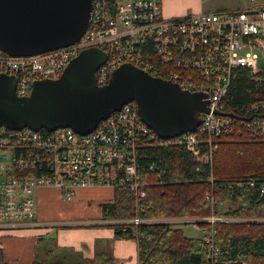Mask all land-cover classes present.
<instances>
[{"label":"built area","instance_id":"2783aa9c","mask_svg":"<svg viewBox=\"0 0 264 264\" xmlns=\"http://www.w3.org/2000/svg\"><path fill=\"white\" fill-rule=\"evenodd\" d=\"M249 1L243 8L176 16L163 13L162 0H92L88 25L73 43L28 55L0 50V74L15 77L18 96L28 95L34 80L57 78L81 49L96 46L106 53L95 71L99 85L108 81L112 69L128 62L182 89L202 92L208 105L207 112L199 113L193 131L168 138L159 137L143 122L135 101L124 103L87 133L71 127L34 130L0 126V224H33L37 216L34 195L40 187L57 189L67 201L81 188H126L134 201V214L103 219L107 222L172 224L187 220L139 214L146 209V190L138 175V150L147 145L183 146L201 150V159L211 165L218 137L234 130V120L264 143V100L244 108V114L236 111L242 116L235 119L224 104L236 68L247 67L251 73L264 69L255 66L256 49L264 57V0ZM242 183L238 181V185ZM247 183L253 187L255 180ZM259 190L264 193L263 183ZM205 197L212 204L224 203L208 194ZM222 219L237 218L211 214L191 219L197 226V221L210 223L199 227L212 256L217 251L213 222Z\"/></svg>","mask_w":264,"mask_h":264},{"label":"trees","instance_id":"16d2710c","mask_svg":"<svg viewBox=\"0 0 264 264\" xmlns=\"http://www.w3.org/2000/svg\"><path fill=\"white\" fill-rule=\"evenodd\" d=\"M259 100H264V69L251 73L247 67L236 68L227 89L225 111L235 119L242 116L236 111L244 114V108ZM239 125L234 120V130L218 137L211 165L201 159V150L183 146L147 145L138 150V175L146 190V209L140 215L192 219L213 214L237 218L213 222L217 248L213 256L203 235L188 236L181 227L167 222L103 221L116 236L136 240L138 264H264V193L259 190L260 183L264 185V143ZM249 179L255 180L253 187L248 185ZM238 181L243 183L238 185ZM206 194L224 203L212 204ZM133 203L126 188H114L112 199L101 203V217H130L134 214ZM33 251L31 261L16 262L6 259L0 246V264H90L94 260L59 245L50 235H39Z\"/></svg>","mask_w":264,"mask_h":264},{"label":"water","instance_id":"95a60500","mask_svg":"<svg viewBox=\"0 0 264 264\" xmlns=\"http://www.w3.org/2000/svg\"><path fill=\"white\" fill-rule=\"evenodd\" d=\"M91 2L0 0V50L28 55L73 43L88 25ZM105 59L103 49L83 48L57 78L34 80L26 96L16 95L14 76L0 74V126L71 127L87 133L112 111L135 101L143 122L168 138L193 131L199 113L208 111L202 92L182 89L128 62L112 69L108 81L99 85L95 71Z\"/></svg>","mask_w":264,"mask_h":264},{"label":"crops","instance_id":"0c3cea01","mask_svg":"<svg viewBox=\"0 0 264 264\" xmlns=\"http://www.w3.org/2000/svg\"><path fill=\"white\" fill-rule=\"evenodd\" d=\"M166 9L167 15L178 14L173 8L166 6ZM100 188L110 192L91 193L92 188H81L69 201L53 187L38 188L35 191L37 216L33 224L23 227L0 224V246L5 258L31 261L38 236L50 235L59 245L94 259L90 264H138L136 240L116 236L113 228L103 222L101 203L112 199L113 190L97 189ZM98 253L102 256L96 257Z\"/></svg>","mask_w":264,"mask_h":264},{"label":"rangeland","instance_id":"374dc122","mask_svg":"<svg viewBox=\"0 0 264 264\" xmlns=\"http://www.w3.org/2000/svg\"><path fill=\"white\" fill-rule=\"evenodd\" d=\"M162 4H163V13L165 15H167L166 6H168L170 8H173L176 12H178V14H176L177 16L188 12H197L203 10H216L221 8H228V9L243 8L248 6L250 4V1L249 0H162ZM256 52L258 53V57L256 59L255 66L256 68L260 69L264 67V57L263 54L258 49H256ZM102 191L110 192L109 189H105V188H100V189L92 188L89 192L102 193ZM186 219L187 220L185 221L172 223V225L181 227L184 233L188 236H202L203 231L201 227L191 222V219L188 218Z\"/></svg>","mask_w":264,"mask_h":264},{"label":"bare ground","instance_id":"6f19581e","mask_svg":"<svg viewBox=\"0 0 264 264\" xmlns=\"http://www.w3.org/2000/svg\"><path fill=\"white\" fill-rule=\"evenodd\" d=\"M134 204V203H133ZM134 210V209H133ZM124 224V223H123Z\"/></svg>","mask_w":264,"mask_h":264}]
</instances>
